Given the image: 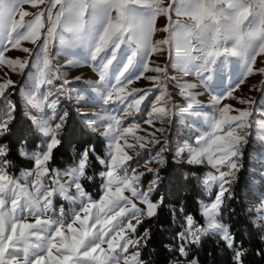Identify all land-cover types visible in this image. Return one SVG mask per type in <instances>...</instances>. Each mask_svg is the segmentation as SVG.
Here are the masks:
<instances>
[{"label": "snow or ice", "instance_id": "1", "mask_svg": "<svg viewBox=\"0 0 264 264\" xmlns=\"http://www.w3.org/2000/svg\"><path fill=\"white\" fill-rule=\"evenodd\" d=\"M245 3L246 13L264 19V0ZM194 8L193 0H0V264H152L143 257L151 230H139L165 207L180 228L176 243L167 246L174 253L169 264H200L192 247H199L205 238H213L227 251L229 264H246L252 250L222 216L226 202L235 199L232 185L243 168V146L250 130L260 131L258 138L264 143V112L253 119L256 100L240 94L245 87L264 92V79L259 86L248 83L253 76L264 78V38L253 44L246 34L225 24L208 43L202 29L171 15L174 11L177 18H191ZM159 17L165 22L157 28ZM157 31L168 35L154 39ZM229 40L234 41L231 47ZM166 46L169 52L175 50L181 70L193 76L192 81L170 75L169 65L157 61ZM13 50L25 55H6ZM59 54L65 65L55 60ZM228 57H238L239 68L230 67ZM33 58L41 66V83L49 86L41 94L47 103L37 112L40 105L28 95L24 119L29 128L13 145L8 137L14 134L19 109L12 98L16 82L11 75L25 74ZM81 61L92 68L94 79L69 80L60 70L78 67ZM80 81L85 88L71 87ZM140 81L148 84L133 86ZM170 84L176 87L180 103L174 101ZM74 92L76 106L69 112L61 108V98L71 103ZM89 92L112 106L108 113H115L101 121L106 125L102 132H97L96 115L78 108L79 97ZM200 97L207 98L206 104ZM205 106L211 112L204 111ZM173 109L186 114L192 125L207 124L210 132L195 143L180 142L172 149L160 137ZM75 116L105 141V150L101 154L95 143L80 150L74 147L71 160L61 169L52 162ZM142 123L148 127L142 128ZM150 146L153 151L143 162L145 171H139L143 152ZM13 147L32 162L31 170H23L20 177L10 171L16 168L9 159ZM168 154L189 169H204L185 177L196 181L206 198L195 214L186 212L184 203L169 207L159 192L160 168L168 165ZM151 163L160 168L149 167ZM259 176L249 181L250 187L264 184V172ZM97 179L100 191L94 198L84 182ZM57 198L79 201L70 218L62 204L57 207ZM245 211L264 242V198ZM255 255L264 259V249H257Z\"/></svg>", "mask_w": 264, "mask_h": 264}, {"label": "trees", "instance_id": "2", "mask_svg": "<svg viewBox=\"0 0 264 264\" xmlns=\"http://www.w3.org/2000/svg\"><path fill=\"white\" fill-rule=\"evenodd\" d=\"M13 93V99L18 105L17 120L14 122V134L8 137L10 144H15L18 137L26 132L29 128V123L24 119V109L22 106L19 92ZM88 143H95L97 150L103 154L105 143L98 135H93L87 131L80 123L78 116L72 120L68 135L65 137L62 147L56 152L52 162L53 166L63 169L69 163L72 157V149L75 147L80 150L81 147ZM29 146L32 144L30 142ZM253 150L252 144L246 145V151L250 153ZM244 164H247L246 155ZM9 159L16 164L15 169L10 171L16 174L20 170L30 169L32 162L29 159L21 158L16 154L15 148L9 155ZM166 167L160 168V176L162 177L160 194L165 197V203L169 207L173 204L184 203L185 210L188 213L195 214L197 212L198 203L205 199L203 191L197 186V182L186 180L185 177L190 171L202 172L203 168L189 169L184 163H176L168 160ZM249 164H254L250 163ZM95 171H99V165H95ZM251 171L246 167L242 175L238 177L235 184L232 186V192L235 199L228 200L227 208L223 211V222L226 225H231L232 231L238 234V239L242 240L246 248L252 251L246 257V264H264V259L255 255L257 249H264V242L261 241L260 230L250 221L253 217L249 216L245 209L250 205L257 203L260 200V193L264 192V184L260 186V193L255 191V188L250 187ZM87 190L95 197H98L99 188L95 183L84 182ZM94 184V185H93ZM93 185V186H92ZM172 217L169 215L168 207L162 208L157 218L151 221H146L139 230L143 232L145 229L151 230V239L148 242V247L143 251V257L150 259L152 264H169L174 253L168 251L169 245H174L176 242L174 237L180 231L178 226L172 223ZM177 221L182 222L176 217ZM192 254L199 257L200 264H229V254L226 250L222 251L221 246H218L213 238H205L199 247H192Z\"/></svg>", "mask_w": 264, "mask_h": 264}, {"label": "rangeland", "instance_id": "3", "mask_svg": "<svg viewBox=\"0 0 264 264\" xmlns=\"http://www.w3.org/2000/svg\"><path fill=\"white\" fill-rule=\"evenodd\" d=\"M27 8L29 11H35L34 9H31L29 6H24ZM173 19H181L175 17V12L173 11L171 13ZM18 18V16H17ZM164 18L159 17L156 22V27L160 28L164 24ZM168 34L162 31H157L154 34V39H162L165 38ZM24 46L27 47H33V45L25 43ZM166 46V51L163 55H159L156 57L157 61L161 64H167L169 65V73L170 75L174 77H180L182 79H186L188 81H192L194 78L191 75H188L187 73H184L181 70L182 67V61L176 56L175 50L173 49L172 51H167ZM53 52H56V49L53 48ZM6 55L11 56V57H16V56H24L22 52L19 51H9L6 53ZM69 59H77L79 60V57H69ZM229 60V66L234 67V68H239L240 64L242 63L238 57H228ZM264 59V58H261ZM55 60H58L61 65L66 64V60L63 57V54H59L55 57ZM40 65L35 62V59L33 58V62L30 63L29 67L25 70V74L19 75V74H12L11 78L16 82L17 85V91L19 92L21 102L23 109H26V104L25 100L27 99L28 95L31 94L32 97L36 98V102L40 105V108H38L36 111L39 112L40 109H42L45 104L47 103L46 100L41 98V94H45L49 90V86L41 83L40 79ZM62 72L67 73V78L69 80H73L74 77L76 76H82L85 80L87 79H94L96 74L93 72L92 68L89 66H85L83 61H81L80 66L78 67H61L60 69ZM151 74V73H150ZM261 79H264L259 76H253L249 79L248 83L249 86L252 83H256L259 86V81ZM147 81H140L134 84L133 86L137 87H142L147 85ZM75 90H81L86 87V85L83 84L82 81L80 82H74L71 86ZM16 91L15 89L13 92ZM169 91L173 93V99L176 103L181 102V97L176 95V87L172 84L169 85ZM241 95H247L252 97L253 99L256 100V104L253 106V111H254V117L253 119H256L259 115V113L264 112V92L261 91H249L247 87L244 88L243 92L240 93ZM96 93H84L82 94L79 99L80 103L78 105L79 111L81 113H86V114H93L96 115L97 117V132H102L104 130V127L106 126L105 124L101 123V121L108 115H115V113H108L106 109L112 107L110 105H103L102 101L98 100L95 98ZM202 101L205 102L206 104V97H200ZM230 102V101H229ZM76 106V93H73V99L71 103L64 99L61 98V108H68L69 112H71L72 107ZM171 107V105H169ZM204 111L211 112L210 108H207L206 106L203 109ZM147 111V110H145ZM78 118L81 120V117L78 116ZM157 126H161L159 121L157 122ZM165 128V132L163 135L160 137L161 139H167L170 142V146L172 149H176L178 144L180 142H191L195 143V141L199 138L206 137L208 132H210V127L203 123V122H198L196 125L191 124L190 118L186 116V114H181L179 113L178 109H173V115L171 116L170 120H166L163 125ZM147 125H144L142 123V128H147ZM150 130V129H149ZM138 134L143 135V132H140ZM261 132L258 131L255 127L250 130V134L248 137V144H252L253 150L248 153L246 151V145L243 146V151L244 155H246V159L248 160L244 164L243 161L245 159L244 155L242 158V164L243 168L240 170L238 177L242 175V172L246 167L248 170L250 169L251 171V180H259L260 176L259 173L264 172V143H262L259 140ZM104 141V140H103ZM105 143V141H104ZM157 148L159 146H156ZM152 149L151 146L149 147L148 151H144L143 155L141 157V163L138 168L139 171H145V168L143 167V162L146 160L150 155H152ZM184 159H187L185 156ZM168 160L173 161L172 155L168 154ZM250 163H254L249 164ZM176 163H183L182 160L176 161ZM149 167L152 168H160V165L157 163H151L148 165ZM31 170V168L29 169ZM204 171V170H203ZM23 170H20L17 173V176L20 177L22 175ZM150 178V177H149ZM238 179V178H237ZM97 184L96 186L99 188L100 191V180L97 179ZM236 182V181H235ZM233 183V185L235 184ZM95 183V182H94ZM94 185V184H93ZM92 185V186H93ZM232 185V186H233ZM260 186L261 184H258L255 187V191L260 193ZM90 193V192H89ZM91 194V193H90ZM92 195V194H91ZM93 196V195H92ZM94 198H97L93 196ZM264 198V192L260 193V199ZM206 202V198L204 199ZM57 207H59L61 204L64 206L65 213H66V218H70L73 210L78 209L79 207V201L76 203H72L70 201H64L62 198H57L56 200Z\"/></svg>", "mask_w": 264, "mask_h": 264}, {"label": "clouds", "instance_id": "4", "mask_svg": "<svg viewBox=\"0 0 264 264\" xmlns=\"http://www.w3.org/2000/svg\"><path fill=\"white\" fill-rule=\"evenodd\" d=\"M193 3L192 17H181V20L184 24H195L197 29H202L208 43L216 38L219 27L225 24L233 31L246 34L245 39L253 44L264 38V19L246 13L244 9L248 6L245 0H224L223 3L221 0H193ZM233 42L229 40L228 46L231 47Z\"/></svg>", "mask_w": 264, "mask_h": 264}]
</instances>
